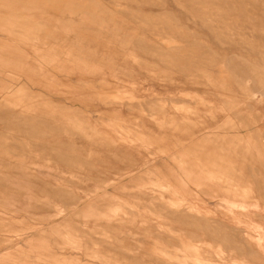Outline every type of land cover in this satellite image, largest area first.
<instances>
[{
	"label": "rangeland",
	"instance_id": "374dc122",
	"mask_svg": "<svg viewBox=\"0 0 264 264\" xmlns=\"http://www.w3.org/2000/svg\"><path fill=\"white\" fill-rule=\"evenodd\" d=\"M0 264H264V0H0Z\"/></svg>",
	"mask_w": 264,
	"mask_h": 264
}]
</instances>
